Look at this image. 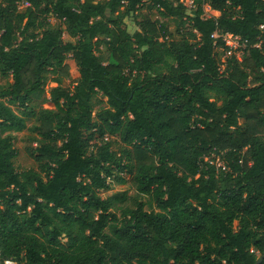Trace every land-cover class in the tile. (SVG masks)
Segmentation results:
<instances>
[{"label":"trees","instance_id":"obj_1","mask_svg":"<svg viewBox=\"0 0 264 264\" xmlns=\"http://www.w3.org/2000/svg\"><path fill=\"white\" fill-rule=\"evenodd\" d=\"M205 1L218 15L182 0H0V264L264 253V0ZM215 30L246 44L223 69ZM27 116L39 169L17 171L11 131ZM212 153L224 169L204 161ZM112 181L134 194L101 197Z\"/></svg>","mask_w":264,"mask_h":264},{"label":"rangeland","instance_id":"obj_2","mask_svg":"<svg viewBox=\"0 0 264 264\" xmlns=\"http://www.w3.org/2000/svg\"><path fill=\"white\" fill-rule=\"evenodd\" d=\"M22 9V8H21ZM148 9L143 8L142 12L143 13H147ZM208 14L210 15H218L217 13L211 11L208 12ZM150 15L155 18L158 17L157 12H155L154 10L150 11ZM53 20V19H51ZM124 25L127 29L128 32H133L137 29V25H136V21L129 17L124 19ZM98 54L100 59L103 62L107 61L108 58V52L106 50H98ZM51 77L52 75L49 74L48 75V83H47V87H46V91L44 96L48 95V90L49 87L51 86L52 82H51ZM9 79H7V77L3 76L0 73V86H3L7 83ZM62 84L67 86L69 85V81L67 79L62 81ZM31 107H33V109L36 111L39 107L44 106L45 104H43L41 101L38 102H33V104H30ZM13 109L17 112L20 111V109H18L16 106H12ZM26 118V122H25V128L21 131H11L12 135H13V146L16 150V156L14 158V166L16 168L17 171H21L24 169H28V168H32V169H39L38 164L27 154L26 152V147L28 145H30V143H32V145H35V142H31L29 135H33L34 133L31 132L30 128L32 125H34L36 123V118L34 116H27ZM118 147V143H115L113 145V148H117ZM126 190L128 195H133L134 194V190L129 186L128 183H124V184H117L115 181L111 182V188L109 190L106 191H101L100 192V196L101 197H106L107 195L111 194L114 191H123ZM142 200L147 199L146 196H142L141 198ZM13 264H16L15 262H13Z\"/></svg>","mask_w":264,"mask_h":264},{"label":"built area","instance_id":"obj_3","mask_svg":"<svg viewBox=\"0 0 264 264\" xmlns=\"http://www.w3.org/2000/svg\"><path fill=\"white\" fill-rule=\"evenodd\" d=\"M199 3L202 8L203 17L211 18L216 16L208 14V12L211 11L215 13L217 12L212 10L205 0H201ZM199 3L197 2V0H182V4L185 6L186 12L188 14H191L192 11L197 8V5ZM26 5L27 3H20L18 8L21 9ZM259 28L264 32V23L260 24ZM210 37L212 38L213 47L217 51L222 62L220 65L221 69L225 67V65L227 64V60L232 56H234L236 60H241V55L246 44L239 35L227 31L224 32L215 30L210 34ZM260 42L264 43V38L259 39V42L256 45H258ZM204 161L214 165L216 169H219V167L222 169L225 168L223 159L220 157V155H217L215 153H212L209 156H205ZM5 264H13V262L7 260L5 261Z\"/></svg>","mask_w":264,"mask_h":264},{"label":"water","instance_id":"obj_4","mask_svg":"<svg viewBox=\"0 0 264 264\" xmlns=\"http://www.w3.org/2000/svg\"><path fill=\"white\" fill-rule=\"evenodd\" d=\"M264 258V253L260 255L253 264H259Z\"/></svg>","mask_w":264,"mask_h":264}]
</instances>
